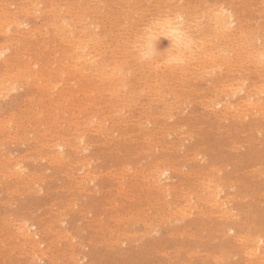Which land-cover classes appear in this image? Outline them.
<instances>
[{"label": "rangeland", "instance_id": "rangeland-1", "mask_svg": "<svg viewBox=\"0 0 264 264\" xmlns=\"http://www.w3.org/2000/svg\"><path fill=\"white\" fill-rule=\"evenodd\" d=\"M34 1L0 0V264H264V109L249 110L250 113L246 116L238 111H231L226 113V116L223 114L225 103L214 108L208 107L211 101H221V103L223 99L226 101L228 93H231L228 89L230 85L237 88L241 83L240 85L246 89L250 87L251 89L248 90L251 91L263 83L264 69L256 63L255 58L248 61L251 56L246 53L250 48L263 49L264 0ZM174 4L179 6L182 4L183 11L188 12L187 17L181 9L183 6L180 7V12L182 11L180 13L177 12L179 6L173 7ZM215 5L218 7L224 5L234 12L233 17L236 18L234 21H237L235 23L237 26L234 25L235 27L232 28L237 32L233 30L236 36L235 33L228 36L234 43L228 42L231 41L228 37L217 36L213 24H209L212 19L209 20L208 17L217 8ZM85 6H90L91 10ZM167 6L170 8L168 9ZM192 8L196 10L193 13H191ZM213 8V11L210 10ZM81 9H85L82 10L85 11V15L78 13H83ZM167 11L172 12H169L172 17H178L177 21L181 18V20L188 19V22L180 23L183 25L189 23L188 27L191 28L189 29H194L192 31L197 36L199 32H201L199 35L208 32L207 39L212 38L216 45H221L226 40L228 45L232 46L228 47L225 41L222 47L230 49L229 60L234 64L230 61L228 63H231L233 68L238 64L236 68L232 69L228 65L226 67L227 62H225L226 64L222 66L217 65L218 68L216 67L213 72L210 67L203 70V67L199 66L200 63H197L198 65L191 63L193 65L188 66L189 71L178 70L180 73L176 71L179 74L174 72V75L163 65L155 69L152 66L151 69L150 65L146 67L148 65L146 62L145 64L138 62L139 59L131 55L135 53L133 56H136L132 48L134 36L144 33L145 28L148 29L161 15L168 14ZM73 12L79 14L78 17ZM203 13L205 17L201 18ZM180 14L186 18L179 17ZM13 20L14 23L10 22ZM197 20L201 23L208 21L202 24L205 25L203 27ZM190 21L195 24L194 27ZM86 25L88 27H85ZM248 26L252 27L251 30L256 28L258 34L263 32L262 35L260 34L261 37ZM80 27L83 30H80ZM199 27H203L205 31L204 29L199 31ZM208 28L211 29L210 32ZM242 28L246 34L249 30L250 33H254L252 37L254 35L257 41L253 39L252 42L251 34H248L250 36L247 35L245 40L246 34ZM257 29L261 30L260 33ZM80 31H83L84 38ZM84 33L87 35H83ZM88 35H90L89 39H87ZM70 36L81 40V44L89 41L85 43L83 50L94 49L97 56L99 55L96 57L98 61L95 64L85 63L86 66L81 63L82 67H80L77 63L79 59L76 57L80 52H76L79 50H75L73 43L70 42ZM242 38L245 43L241 45ZM220 39L223 41L221 42ZM238 39L240 43L239 41L236 43ZM247 39L252 43L249 40L250 44L246 43ZM258 42H261V45ZM254 43L259 47L254 46ZM160 44L163 48L167 47L168 40L162 37ZM251 44L255 48L251 47ZM237 46L243 50L236 48ZM101 49L105 50L104 54ZM72 50L75 53H72ZM236 50L243 51L242 54L239 53L241 56ZM117 55L119 57H116ZM124 55L130 56L128 57L130 59L125 58L126 63L123 61ZM112 56L117 63L124 62L122 68L117 67L120 68L119 70L125 67L127 69V73L124 72L125 70L121 72L117 69L115 89L107 80L116 63ZM238 56L241 59L236 58ZM100 57L103 58L99 60ZM120 57L123 59L121 60ZM242 58L245 60L243 61ZM133 59L136 61L135 67ZM233 59L237 62H233ZM99 61L105 62V66ZM107 62L111 63V68L108 64L106 66ZM254 63L256 65H253ZM141 65H144L142 67L145 71L140 67ZM241 66L248 70H243ZM99 68L105 70L100 71ZM198 68L202 70L201 74ZM61 69L64 73L62 75ZM104 75L105 79L102 78ZM156 75L163 77L161 79L163 83L159 80L160 76H157L160 84L154 82L157 79ZM119 76L123 82L118 80ZM233 78L236 81H233ZM238 78H240L239 82ZM259 80L263 81L260 83ZM244 81H247L245 85ZM223 82L228 84L223 86L221 84ZM255 83L257 86L254 85ZM158 86L165 88L161 90ZM220 87L222 89H219ZM117 88L122 90L119 91ZM128 89H131L129 93ZM157 89L160 91H155ZM154 91L157 95L152 93ZM242 99V94L239 93L230 101L233 105L240 106ZM148 106H151L150 109ZM215 113H218L219 117ZM98 120H104L105 124L104 121ZM102 123L105 128L102 127ZM59 143H65L63 150H58ZM155 166L158 168L156 169ZM161 167L170 168L169 177L161 180V184L171 190L170 195L165 191L162 192V188L153 182L156 172L162 170ZM196 182L203 188H200ZM210 183L222 189L223 199L227 200L228 197L226 208H229L227 209L229 216L222 215L221 211L213 209L206 203L207 187ZM188 194L194 197L192 203L195 201L197 205L195 208L199 210L194 209L183 217L174 208L182 206L186 202L185 198L189 197ZM237 214L238 216H235ZM23 222L30 225L31 233L38 232L39 236L33 239L32 243L18 233L19 225ZM246 235L249 236L250 242L247 241L248 239L242 242L244 240L242 237L247 238ZM258 235L263 244L261 251L256 254L257 257H254L255 255L250 254L254 249L252 245L260 239ZM39 241H43V246L40 245L42 252L38 249V245L33 247L39 251L36 252V256L32 253L31 244L36 245Z\"/></svg>", "mask_w": 264, "mask_h": 264}, {"label": "bare ground", "instance_id": "bare-ground-1", "mask_svg": "<svg viewBox=\"0 0 264 264\" xmlns=\"http://www.w3.org/2000/svg\"><path fill=\"white\" fill-rule=\"evenodd\" d=\"M36 1V0H35ZM34 1V2H35ZM66 1V0H65ZM68 1V0H67ZM77 1V0H76ZM75 1V2H76ZM85 1V0H84ZM99 1V0H98ZM166 1V0H165ZM171 1V0H170ZM82 2V1H81ZM112 2V1H111ZM156 2V1H155ZM168 2V1H167ZM173 2H174V0H173ZM8 3V2H7ZM72 3V2H71ZM77 3V2H76ZM110 3V2H109ZM121 3V2H120ZM166 3V2H165ZM182 3V2H181ZM32 4H33V2H32ZM39 4V3H38ZM85 4H86V2H85ZM164 4V3H163ZM169 4H170V2H169ZM175 4H177V3H175ZM174 4V6L173 7H175V6H179V5H175ZM59 5V4H58ZM73 5V4H72ZM96 5V4H95ZM94 5V6H95ZM128 5V4H127ZM184 5H186V4H184ZM195 5V4H194ZM197 5V4H196ZM220 5H222V4H220ZM219 5V7L217 6V5H215L217 8L214 10V8L213 9H210V10H214L213 12H212V14H210V16L208 17V15H206L208 18H209V20L210 19H212V21H209V24L210 23H212L213 24V27H214V31L217 33V36H220L221 38H226V37H228L231 33H235V32H233V26L235 25V23L237 22V21H234V19H236V18H234L233 17V13L234 12H232V10H230L229 8H226V6H220ZM237 5V4H236ZM67 6V5H66ZM97 6V5H96ZM104 6V5H103ZM169 6H171V5H169ZM169 6H167V8L169 7ZM183 5L182 4H180V6H179V11L177 10V12H180V10L182 9V11L184 10V6H183V8H181L180 9V7H182ZM189 6V5H188ZM214 6V5H213ZM255 6V5H254ZM59 7V6H58ZM86 7V6H85ZM87 7H89V10H91L90 9V6H87ZM86 7V8H87ZM187 7V6H186ZM192 7V6H191ZM210 7V6H209ZM2 8V7H1ZM26 8H27V5H26ZM29 8V7H28ZM27 8V9H28ZM46 8V7H45ZM49 8V7H48ZM51 8V7H50ZM130 8V7H129ZM161 8H162V6H161ZM170 8V7H169ZM168 8V9H169ZM172 8V7H171ZM193 8H194V6H193ZM193 8H192V11H191V13H193V11H196L197 10V8H196V6H195V8H196V10H193ZM212 8V7H211ZM76 9H78V8H76ZM88 9V8H87ZM144 9V8H143ZM165 10H166V7L164 8ZM167 9V10H168ZM174 9V8H173ZM186 9V8H185ZM191 9V8H190ZM190 9H188L189 11H190ZM209 9V8H208ZM78 10H80V7H79V9ZM82 10H85V9H81V11ZM102 10V9H101ZM160 10V9H159ZM162 10V9H161ZM171 10V9H170ZM176 10H174L175 12H176ZM187 10V9H186ZM185 10V11H186ZM209 10V11H210ZM41 11V10H40ZM88 10H86V12H87ZM95 11V10H94ZM110 11V10H109ZM163 11V10H162ZM172 11V10H171ZM171 11H169V12H171ZM182 11L180 12V13H182ZM199 11V10H198ZM207 11V14H208V10H206ZM263 11V10H262ZM5 12V11H4ZM77 12V11H76ZM76 12H73V13H76ZM83 12V11H82ZM85 12V11H84ZM84 12L83 13H80V12H78L79 14H84ZM142 12V11H141ZM161 12V11H160ZM159 12V13H160ZM163 12H165V11H163ZM163 12H161L162 14H164ZM168 12V11H167ZM169 12H168V14H165V15H161V17L160 18H157L156 20V22L154 21V23H152L151 21V26H149V28L148 29H146L145 28V32L144 33H141V32H143V31H141L140 33L141 34H139V36H134V39H133V41H134V43H133V46H132V48H133V50H135V52H136V56H133V54H135V53H133V54H131L132 55V57H135V58H137V59H139L138 60V62H142L141 64H143L144 62H146L147 64V68H148V66L150 65L151 66V69H152V66H153V68L155 69V67H160L161 65H163L164 67H166L169 71H171L173 74H174V72H176V71H182V72H184V71H186L187 72V69H188V71H189V65L191 64V63H194V65L196 64V65H198L199 63V66L201 65L202 67V69L204 70L205 68H207V67H210L211 69H213L212 71L213 72H215L214 70L216 69V67L218 68V66H222L223 64H226L225 62H227V64H226V67H227V65L228 66H231L232 64H234V63H232L229 59H230V54L229 53H231V51H230V49H228V47H231V46H229L228 44V42H232L233 40L230 38V37H228V38H230L231 39V41H226V43H227V45H228V47H226V48H223V47H225V46H223L222 47V44L224 43L225 44V41H223V40H221L220 39V41L222 42L223 41V43H221V45L219 44V45H216V43H215V41H213L212 40V38H211V40H209V39H207V33L206 34H204L203 33V35H199V33H201V32H199L198 33V36H197V34H195V32L194 31H192V30H194V29H192V30H190L191 28L190 27H188V24H184L183 25V21H187L188 19H185L186 17H187V15H186V13H188V12H184L185 13V15H186V17L184 16V15H182L181 16V14H180V16L179 17H185L184 19L185 20H179V21H177V18L176 17H172L171 15V13L169 14ZM174 12V13H175ZM177 12H176V14H177ZM201 12H202V10H201ZM204 12V11H203ZM107 13V12H106ZM121 13V12H120ZM205 13V12H204ZM203 13V15H201V18L202 17H205V14ZM77 14V13H76ZM79 14H77V16L76 17H78V15ZM86 14V13H85ZM84 14V15H85ZM98 14V13H97ZM96 14V15H97ZM142 14V13H141ZM190 14V13H189ZM194 14H196V12L194 13ZM200 13L198 12V15H199ZM142 16V15H141ZM158 16V15H157ZM160 16V15H159ZM174 16V15H173ZM178 16V15H177ZM195 16V15H194ZM197 16V15H196ZM82 18L84 17L83 15L81 16ZM92 17V16H91ZM127 17V16H126ZM155 17V16H154ZM188 17H192V16H188ZM199 17V16H198ZM237 17V16H236ZM263 17V16H262ZM50 18V17H49ZM128 18V17H127ZM200 18V17H199ZM14 19V18H13ZM53 19V18H52ZM76 20H78L77 18H75ZM75 19H72V20H74L75 21ZM155 19V18H154ZM190 19H193V18H190ZM238 19V18H237ZM263 19V18H262ZM23 20V19H22ZM82 21L84 20V19H81ZM91 20H93V19H91ZM126 20V19H125ZM203 20H204V18H203ZM239 20V19H238ZM20 21V20H19ZM73 21V22H74ZM90 21V20H89ZM183 22V23H180V22ZM198 21H200V20H197V22ZM205 21V20H204ZM208 21V20H207ZM207 21L206 22H202L201 23V21H200V26H203L202 24H205V23H207ZM234 21V22H233ZM245 21V20H244ZM10 22H13L14 23V20L13 21H10ZM71 22V21H70ZM76 22H78V21H76ZM80 22V21H79ZM93 22V21H92ZM95 22V21H94ZM103 22V21H102ZM125 22V21H124ZM188 22V21H187ZM186 22V23H187ZM195 22V21H194ZM193 22V23H194ZM9 23V22H8ZM18 23V22H17ZM239 23V22H238ZM242 23H243V20H242ZM16 24V23H15ZM19 24V23H18ZM70 24H72V22L70 23ZM90 24V23H89ZM92 24V23H91ZM90 24V25H91ZM190 24H192V22L190 21ZM196 24H198V23H196ZM244 24V23H243ZM6 25V24H5ZM9 25H10V23H9ZM79 25V24H78ZM96 25V24H95ZM132 25V24H131ZM149 25V24H148ZM193 25H195V24H192V27H194ZM211 25V24H210ZM246 25V24H245ZM2 26V25H1ZM20 26H21V24H20ZM27 26V25H26ZM47 26V25H46ZM57 26V25H56ZM73 26H74V24H73ZM100 26V25H99ZM98 25H97V27H99ZM121 26V25H120ZM119 26V27H120ZM186 26V27H185ZM197 26H199V25H197ZM205 26V25H204ZM203 26V27H204ZM235 26H237V25H235ZM234 26V27H235ZM240 26V25H239ZM257 26V25H256ZM85 27H88L87 25L85 26ZM85 27H83L84 29H85ZM112 27V26H111ZM122 27V26H121ZM134 27V26H133ZM148 27V26H147ZM200 28L199 27V31H201V30H203L204 28ZM207 27H209V26H207ZM241 27H243V26H241ZM249 28H250V30H251V28L252 27H250V26H248ZM64 28V27H63ZM73 27H71V29H72ZM190 28V29H189ZM198 28V27H197ZM206 28V27H205ZM212 28V27H211ZM238 28V27H237ZM31 29V28H30ZM56 29V28H55ZM74 29H76V28H74ZM116 29V28H115ZM196 29V28H195ZM209 29V28H208ZM245 29H247V28H245ZM260 29V28H259ZM259 29H257L258 30V32L259 31H261V30H259ZM262 29V28H261ZM58 30H60V29H58ZM80 30H83V29H81V27H80ZM210 30L211 29H209V32H210ZM242 30H244L243 28H242ZM250 30H249V32H247L248 34H251V37L250 38H252V42H253V39L255 38V36L253 35V37H252V34H254V33H250ZM253 30V32H256V28H255V30H254V28L252 29ZM251 30V31H252ZM263 30V29H262ZM9 31V30H8ZM31 31V30H30ZM29 31V32H30ZM41 31V30H40ZM62 31V30H61ZM68 31V30H67ZM66 31V32H67ZM87 31H88V29H87ZM105 31V30H104ZM196 31V30H195ZM203 31H205V29L203 30ZM202 31V32H203ZM214 31H212V32H214ZM234 31H236V30H234ZM240 31V29H238V32ZM245 31V30H244ZM244 31H243V33H244ZM69 32H70V30H69ZM81 33V36H82V33H83V31H80ZM136 31H134V34H136L135 33ZM237 32V31H236ZM21 33V32H20ZM27 33H28V31H27ZM32 33V32H31ZM60 33V32H59ZM63 33V32H62ZM72 33V32H71ZM95 33V32H94ZM94 33H92V34H94ZM123 33V32H122ZM132 33V32H131ZM257 33V32H256ZM255 33V34H256ZM260 33V32H259ZM262 33L263 32H261L260 34L262 35ZM54 34V33H53ZM65 35H66V33H64ZM78 34V33H77ZM79 34V35H80ZM92 34H91V36H92ZM95 34H97V33H95ZM95 34L93 35V36H95ZM121 34V33H120ZM130 34V33H129ZM128 34V35H129ZM239 34V33H238ZM237 34V35H238ZM245 34H246V31H245ZM248 34H246V37L244 38L245 40H246V38H247V35ZM258 34V33H257ZM260 34H258V35H260ZM264 34V33H263ZM23 35V34H22ZM27 35V34H26ZM83 35H87L86 33H84ZM111 35V34H110ZM131 35H133V34H131ZM130 35V36H131ZM137 35H138V33H137ZM211 35V34H210ZM241 35V34H240ZM258 35H256V36H258ZM261 35H260V37H261ZM55 36V35H54ZM68 36V35H67ZM89 36L90 35H88V38L87 39H89ZM96 36H98V35H96ZM212 36V35H211ZM215 36V35H214ZM231 36H233V34L231 35ZM234 36H236V33H235V35ZM245 36V35H244ZM248 36H250V35H248ZM264 36V35H263ZM71 37V36H70ZM83 38H84V36H82ZM107 37V36H106ZM105 37V38H106ZM120 37H121V35H120ZM126 37H127V35H126ZM162 37H164V38H166L167 40H168V46L167 47H161L160 45V40L162 39ZM213 37V36H212ZM243 37V36H242ZM259 37V36H258ZM258 37H256V39H258ZM59 38H61V37H59ZM68 38V37H67ZM72 38V37H71ZM71 38H69L71 41L70 42H72L73 43V46H74V48H75V50H79V51H76V52H80V54H79V56H76V57H78L77 59H79L78 61H77V63H79V65L81 64V63H83L84 65H85V63L86 64H89V63H93V64H95V62L96 61H98V59L96 58V57H99V55L97 56V52L94 50V49H91V50H83V48H84V46L86 45L85 43H87V42H89V41H87V42H85L84 44H81L82 42H81V40H79V39H75V37H74V39L72 40ZM78 38H80L79 36H78ZM82 38V39H83ZM95 38V37H94ZM127 38H130V37H127ZM131 38H132V36H131ZM214 38V37H213ZM215 38H216V36H215ZM219 37H217V39H218ZM227 38V39H228ZM234 38V37H233ZM240 38V37H239ZM249 38V37H248ZM263 38V37H262ZM39 39V38H38ZM97 39V38H96ZM100 39V38H99ZM98 39V40H99ZM120 39V38H119ZM124 39V38H123ZM122 39V41H124ZM216 39V40H217ZM235 39H236V37H235ZM234 39V40H235ZM243 39V38H242ZM241 39V40H242ZM244 39H243V41L241 42V45H242V43L244 42ZM48 40V39H47ZM62 40V39H61ZM67 40V39H66ZM86 40V39H85ZM84 40V41H85ZM131 40V39H130ZM130 40H128V41H130ZM219 40V39H218ZM218 40L216 41V42H218ZM248 40L249 39H247V42L246 43H249L250 42V40H249V42H248ZM255 40V39H254ZM259 40H261V39H259ZM258 40V41H259ZM6 41V40H5ZM55 41V40H54ZM83 41V40H82ZM91 41H93V38H92V40ZM91 41H90V44H91ZM121 41V42H122ZM126 41V40H125ZM128 41H126V42H128ZM213 41V42H212ZM238 41H239V39L237 40V42L236 43H238ZM255 41H257V40H255ZM62 42H64V41H62ZM66 42H68L69 43V41L67 40ZM65 42V43H66ZM98 42V41H97ZM97 42H95V43H97ZM132 42V41H131ZM252 42H250V43H252ZM262 42V41H261ZM261 42H258L259 43V45H261L260 43ZM3 43V42H2ZM14 43V42H13ZM68 43H66V44H68ZM95 43H93V44H95ZM100 43L102 44V42L100 41ZM219 43V42H218ZM232 43H234V42H232ZM231 43V44H232ZM239 43H240V41H239ZM245 43V42H244ZM243 43V44H244ZM249 43V44H250ZM121 44V43H120ZM124 44H126V43H124ZM129 44V43H128ZM132 44V43H131ZM223 44V45H224ZM249 44H247L248 46H249ZM262 44H264V43H262ZM72 45V44H71ZM70 45V46H71ZM96 45V44H95ZM135 45V46H134ZM226 45V46H227ZM234 45V44H233ZM237 45V44H236ZM246 45V44H245ZM254 46L256 45H258V44H256V43H254L253 44ZM252 44H251V47L253 46ZM72 46V47H73ZM90 46V45H89ZM88 46V47H89ZM98 46V45H97ZM96 46V47H97ZM100 46V45H99ZM112 46V45H111ZM119 46V45H118ZM117 46V47H118ZM122 46V45H121ZM125 46H127V45H125ZM125 46H123V48L125 49ZM253 46V47H254ZM47 47V46H46ZM92 47V46H91ZM93 47H95V46H93ZM243 47V46H242ZM245 47V49H246V46H244ZM259 46H257V48H258ZM261 47V46H260ZM7 48V47H6ZM5 48V49H6ZM53 48V47H52ZM73 48V49H74ZM99 48H101V46L99 47ZM98 48V49H99ZM113 48V47H112ZM121 48V47H120ZM126 48H128V47H126ZM131 48V49H132ZM135 48V49H134ZM235 48V47H234ZM236 48H238V49H241V48H239L238 46L236 47ZM248 48H250V47H248ZM255 48V47H254ZM72 49V48H71ZM86 49H88V48H86ZM90 49V48H89ZM97 49V50H98ZM117 49V48H116ZM122 49V48H121ZM123 49V50H124ZM130 49V50H131ZM101 50H103V49H101ZM114 50H115V48H114ZM114 50H113V52H114ZM122 50V51H123ZM130 50H127V51H130ZM233 51V53H234V49H232ZM241 50H243V49H241ZM241 50H239V51H241ZM247 50V49H246ZM245 50V51H246ZM104 51L105 50H103V54H104ZM121 51V50H120ZM121 51V52H122ZM126 51V52H127ZM237 52H238V50H236ZM244 51V52H245ZM4 52V51H3ZM69 52V51H68ZM72 53H75V51H71ZM98 52H100V49H99V51ZM116 52V51H115ZM114 52V54H116ZM133 52V51H132ZM131 52V53H132ZM236 52V53H237ZM243 52V51H242ZM242 52H238V54L239 53H241L242 54ZM249 52V53H248ZM246 54L248 55L249 54V56H251V59H248V61H250V60H252V58H255V60H256V63H259L260 64V66H261V68H263L264 69V46H263V49H251L250 48V51H248ZM18 53V52H17ZM20 53V52H19ZM124 53H125V51H124ZM232 53V54H233ZM1 54V53H0ZM78 54V53H77ZM99 54V53H98ZM102 54V53H101ZM112 54V53H111ZM118 54H120L119 52H118ZM126 54H128V53H126ZM143 54H147V58H144V55ZM231 54V55H232ZM237 54V55H238ZM14 55V54H13ZM75 55V54H74ZM129 55H130V53H129ZM240 55V54H239ZM68 56V55H67ZM120 56H123V55H120ZM235 56V55H234ZM241 56V55H240ZM240 56H238V57H236V58H239ZM61 57V56H60ZM73 57V56H72ZM112 57H114V56H112ZM116 57H119L118 55L116 56ZM127 57V55H124V59L123 58H121V60L123 59V61L125 60V58ZM128 57H130V56H128ZM127 57V58H128ZM233 57V56H232ZM70 58V57H69ZM74 58V57H73ZM103 58V57H102ZM101 57L99 58V60L100 59H102ZM126 58V59H127ZM247 58V57H246ZM249 58V57H248ZM113 59H115V57L113 58ZM128 59H130V58H128ZM136 59V60H137ZM219 59H220V61H219ZM232 59V58H231ZM239 59H241V58H239ZM245 60V58H242V60ZM65 60V59H64ZM118 60H119V58H118ZM132 60V59H131ZM135 59H133V62L135 63L136 61H134ZM222 60V61H221ZM243 60V61H244ZM7 61V60H6ZM106 61V60H105ZM116 63H115V65H114V63H113V61H111V63H113V65H114V67L111 69V70H113L112 71V73L107 77V80H109L108 82H111V85H113V86H111V87H113L114 89L116 88L115 86H114V80H115V75L117 74V69L119 70L120 68H122L121 66L123 65L124 66V62L126 63V61H121V62H119V63H117V61H116V59L114 60ZM191 61V62H190ZM218 61L220 62V63H218ZM231 62V63H228V62ZM235 61V59H233V62ZM35 62V61H34ZM73 62V61H72ZM102 62L103 61H101V63H100V61H99V63L100 64H102ZM235 62H237V61H235ZM253 62V61H252ZM8 63V62H7ZM15 63V62H14ZM75 63H76V61H75ZM104 63L105 62H103V64L102 65H104ZM110 63V64H111ZM127 63H129V61L127 60ZM132 63V62H131ZM198 63V64H197ZM202 63V64H201ZM256 63H254L253 65H256ZM54 64V63H53ZM61 64V63H60ZM107 64H108V62L106 63V66H107ZM110 64H108L109 65V68H111L110 67ZM139 64V63H138ZM145 64V63H144ZM231 64V65H230ZM8 65V64H7ZM25 65V64H24ZM70 65H72V64H70ZM74 65H76V64H74ZM84 65H83V67H84ZM135 65H136V63L134 64V67H135ZM140 65V64H139ZM191 65H193V64H191ZM190 65V66H191ZM218 65V66H217ZM236 65V64H235ZM238 65V64H237ZM236 65V66H237ZM242 65V64H241ZM244 65V64H243ZM242 65V66H243ZM40 66V65H39ZM66 66V65H65ZM73 66V65H72ZM71 66V67H72ZM77 66V65H76ZM86 66V65H85ZM101 66V65H100ZM105 66V65H104ZM118 66H120V68H117ZM125 66H126V64H125ZM144 67V65H141L140 67L141 68H143ZM162 66V67H163ZM236 66H235V68H236ZM241 66V67H242ZM259 65H257V67H258ZM259 66V67H260ZM66 67H68V66H66ZM74 67V66H73ZM80 67H82L81 65H80ZM80 67H78V68H80ZM97 67V66H96ZM95 67V68H96ZM102 67V66H101ZM132 67V66H131ZM194 67V66H193ZM192 67V68H193ZM196 67V66H195ZM198 67V66H197ZM224 67H225V65H224ZM232 67V66H231ZM234 67V66H233ZM232 67V69H235V68H233ZM238 67H240V66H238ZM238 67H237V69H238ZM246 67V66H245ZM247 67H248V64H247ZM12 68V67H11ZM39 68V67H38ZM78 68H76V69H78ZM105 68V67H104ZM104 68H101V69H104ZM126 68V67H125ZM125 68H123L122 70H125L124 72H126L127 71V69H125ZM150 68V67H149ZM222 68V67H221ZM230 68V67H229ZM242 68H244V67H242ZM250 68V67H249ZM73 69V68H72ZM80 69H82V68H80ZM79 69V70H80ZM89 69V68H88ZM101 69L99 68V70L101 71ZM138 69L140 70V68L138 67ZM153 69V70H154ZM159 69V68H158ZM167 69H166V72H167ZM209 69V68H208ZM225 69V68H224ZM240 69V68H239ZM75 70V69H74ZM83 70V69H82ZM84 70H86V69H84ZM105 70V69H104ZM110 70V69H109ZM110 70V71H111ZM122 70H119V71H121V72H123ZM143 70L145 71V68H143ZM157 70V69H156ZM155 70V71H156ZM197 70H199V68L197 69ZM229 70H231V69H229ZM243 70H245V68L243 69ZM246 70H248V69H246ZM245 70V71H246ZM61 71H62V73H60L61 75L62 74H64L63 73V70L61 69ZM68 71V70H67ZM143 71V72H144ZM178 71V72H179ZM193 71H194V69H193ZM200 71H202L201 69L199 70V73L201 74L202 72H200ZM207 71V70H206ZM260 71V70H259ZM258 70H257V72H259ZM22 72V71H21ZM66 72V71H65ZM71 72V71H70ZM84 72V71H83ZM95 72H96V70H95ZM99 72V71H98ZM104 71H102V73H103ZM107 73H108V69H107V71H106ZM121 72H119V73H121ZM161 72V71H160ZM178 72H176V73H178ZM196 72V71H195ZM209 72H210V69H209ZM221 72H222V69H221ZM237 72V71H236ZM27 73V72H26ZM37 73V72H36ZM75 73V72H74ZM101 73V74H102ZM107 73H105V75L107 74ZM110 73V72H109ZM127 73V72H126ZM126 73H123V74H126ZM140 73H142V72H140ZM145 73V72H144ZM156 73H157V71H156ZM162 73V72H161ZM171 73V74H172ZM180 73V72H179ZM178 73V74H179ZM190 73H192V71H190ZM207 73V72H206ZM211 73V72H210ZM231 73V72H230ZM243 73V72H242ZM261 72H259V74H260ZM71 74V73H70ZM82 74V73H81ZM104 74V73H103ZM102 74V75H103ZM132 74V73H131ZM146 74V73H145ZM158 74V73H157ZM182 74L183 73H181L180 74V76H182ZM185 74V73H184ZM195 74V73H194ZM196 74H198V73H196ZM204 74V73H203ZM220 74V73H219ZM218 74V75H219ZM262 74V73H261ZM25 75V74H24ZM29 75V74H28ZM79 75V74H78ZM84 75H85V72H84ZM83 75V76H84ZM92 75V74H91ZM105 75L102 77V78H104L105 77ZM120 75V74H119ZM175 75V74H174ZM173 75V76H174ZM186 75H188V74H186ZM186 75H185V77H186ZM213 75V74H212ZM98 77L100 76V75H97ZM96 76V77H97ZM107 76V75H106ZM121 76V75H120ZM120 76H119V78H120ZM127 76V75H126ZM125 76V77H126ZM157 76L158 75H156L155 76V78H157ZM160 76V82L161 81H163V80H161L163 77V74H162V76L161 75H159ZM158 76V77H159ZM176 76H177V74H176ZM180 76H178V77H180ZM200 76V75H199ZM221 76V75H220ZM238 76V75H237ZM259 76V75H258ZM260 76H262V75H260ZM125 77H124V81L126 80L125 79ZM140 77V76H139ZM166 77V76H165ZM191 77V76H190ZM195 77V76H194ZM59 78V77H58ZM82 78V77H81ZM92 78V77H91ZM101 78V77H100ZM106 78V77H105ZM104 78V79H105ZM126 78H128V76L126 77ZM168 78V77H167ZM237 78V77H236ZM263 78V77H262ZM9 79V78H8ZM36 79V78H35ZM122 78H120V79H118L119 81L121 80ZM166 79V78H165ZM164 79V80H165ZM176 79V78H175ZM183 79V78H182ZM201 79V78H200ZM213 79V78H212ZM234 79V78H233ZM232 79V80H233ZM239 79L240 78H238V82H239ZM243 80H245L244 78H242ZM100 80V79H99ZM138 80V79H137ZM140 80V79H139ZM144 80H145V78H144ZM146 80H147V78H146ZM158 80V78L157 79H155L154 80V82L155 81H157ZM167 81H168V79H166ZM172 80V79H171ZM209 80V79H208ZM221 80V79H220ZM243 80H241V81H243ZM264 80V79H263ZM262 80V81H263ZM90 81V80H89ZM104 81V80H103ZM103 81H100V82H103ZM113 81V82H112ZM122 81V80H121ZM151 81V80H150ZM183 81V80H182ZM189 81V80H188ZM226 81V80H225ZM231 81V80H230ZM233 81H236V79H234ZM232 81V82H233ZM262 81H260L259 80V82L261 83ZM116 82H117V79H116ZM123 82V81H122ZM145 82V81H144ZM165 82V81H164ZM169 82H171V81H169ZM179 82H181V80L179 81ZM191 82V81H190ZM238 82H237V84H238ZM127 82H125V84H126ZM134 83H136V82H134ZM138 83H140V81L138 82ZM138 83H136V84H138ZM157 84H160L159 83V81H157L156 82ZM155 83V84H156ZM161 83H163V82H161ZM219 83V82H218ZM217 83V84H218ZM247 83V81L245 82L244 81V85ZM259 83V84H260ZM93 84V83H92ZM125 84H123V85H125ZM128 84V83H127ZM135 84V85H136ZM150 84V83H149ZM148 84V85H149ZM165 84H166V82H165ZM184 84V83H183ZM194 84V83H193ZM223 86H225V84L226 83H221ZM227 84H228V82H227ZM226 84V85H227ZM231 84H233V83H231ZM236 84V85H237ZM241 83H239L238 85H239V87H234L233 85H230V83H229V85H230V87L228 88V89H230V91L229 92H231L230 94L228 93V97H227V100L226 101H224V99H223V102L221 103V101H211L210 102V104L208 105V107L210 106V107H212V108H214V107H218V106H220V105H223V103H225L224 104V112L225 113H223V114H226V113H228V112H231V111H238V113H241V114H244L245 116L246 115H248V113H250L249 112V110H258V109H260V108H262V110L264 109V103H263V95H264V81H263V83L260 85V87H257V88H253V90H248V89H246L244 86H241L240 85ZM39 85V84H38ZM55 85V84H54ZM102 85V84H101ZM109 85H110V83H109ZM115 85H117V84H115ZM119 85V87H120V84H118ZM121 85H122V83H121ZM134 85V84H133ZM133 85H131L133 88H135ZM235 85V84H234ZM243 85V84H242ZM254 85H256V83L254 84ZM254 85H251V87L252 86H254ZM129 86V85H128ZM152 86H154V85H152ZM163 86V85H162ZM162 86H158V88H161V90L163 89V88H165V87H163L162 88ZM166 86V85H165ZM172 86V85H171ZM223 86H222V88H223ZM257 86V85H256ZM256 86H254V87H256ZM123 88H125L124 86H122ZM142 87H143V85H142ZM147 87H149V86H147ZM169 87V86H168ZM215 87V86H214ZM110 88V87H109ZM132 88V89H133ZM137 88V87H136ZM138 88H139V86H138ZM175 88V87H174ZM191 88V87H190ZM221 87L219 88V89H222ZM21 89V88H20ZM110 89H112V88H110ZM109 89V90H110ZM113 89V90H114ZM118 89V88H117ZM116 89V90H117ZM120 89V88H119ZM118 89V90H119ZM148 89V88H147ZM156 89V88H155ZM167 89V88H166ZM225 89V88H224ZM251 89V88H250ZM70 90V89H69ZM92 90V89H91ZM107 90H108V88H107ZM112 90V91H113ZM118 90H117V93H119L118 92ZM120 90H122V89H120ZM119 90V91H120ZM129 90V89H128ZM131 90V89H130ZM130 90L128 91V93L130 92ZM143 90V89H142ZM141 90V91H142ZM145 90V89H144ZM143 90V91H144ZM153 90V89H152ZM159 89H157V90H155V91H158ZM183 90H184V88H183ZM217 90V89H216ZM1 91V90H0ZM115 91V90H114ZM133 91H135V90H133ZM140 91V90H139ZM140 91V92H141ZM142 91V92H143ZM152 92V93H156V92ZM160 91V90H159ZM164 91V90H163ZM168 91V90H167ZM172 91V90H171ZM224 91V90H223ZM222 91V93H224ZM228 91V90H227ZM94 92V91H93ZM102 92V91H101ZM111 92V91H110ZM122 92V91H121ZM219 91H216V93H218ZM225 92H226V90H225ZM113 93H115V92H113ZM122 93H124V92H122ZM134 93V92H133ZM160 93V92H159ZM164 93V92H163ZM163 93H161V94H163ZM166 93V92H165ZM164 93V94H165ZM173 93V92H172ZM227 93V92H226ZM242 94V104L240 105V106H235V105H233V103H231V98L233 97L234 98V96L235 95H237V94ZM48 94V93H47ZM102 94V93H101ZM111 94V93H110ZM110 94H109V96H110ZM125 94V93H124ZM148 94H150V93H148ZM168 94V93H167ZM219 94H220V92H219ZM114 95V94H113ZM116 95H118V94H116ZM115 95V96H116ZM123 95V94H122ZM128 95V94H127ZM156 95H157V93H156ZM155 95V96H156ZM176 95H178L177 93H176ZM225 95V94H224ZM85 96V95H84ZM101 96V95H100ZM163 96V95H162ZM225 96H227V95H225ZM224 96V97H225ZM47 97V96H46ZM177 97H179V96H177ZM181 97V96H180ZM184 97V96H183ZM182 97V98H183ZM222 97V96H221ZM39 98V97H38ZM67 98V97H66ZM82 98V97H81ZM100 98V97H99ZM106 98V97H105ZM108 98V97H107ZM116 98H117V96H116ZM153 98V97H152ZM163 98V97H162ZM215 98V97H214ZM25 99V98H24ZM52 99V98H51ZM129 99V98H128ZM127 99V100H128ZM138 99V98H137ZM150 99V98H149ZM176 99V98H175ZM202 99V98H201ZM111 100V99H110ZM153 100V99H152ZM159 100V99H158ZM161 100V99H160ZM171 100V99H170ZM169 100V101H170ZM178 100V99H177ZM180 100V99H179ZM218 100H220L219 98H218ZM222 100V99H221ZM108 101V100H107ZM172 101V100H171ZM173 101H176V100H173ZM197 101V100H196ZM58 102V101H57ZM66 102V101H65ZM125 102V101H124ZM156 102H158V101H156ZM161 102V101H160ZM49 103V102H48ZM51 103V102H50ZM121 103V102H120ZM128 103V102H127ZM130 103V102H129ZM152 103H153V101H152ZM159 103V102H158ZM167 103V102H166ZM170 103V102H169ZM168 103V104H169ZM209 103V102H208ZM88 104V103H87ZM86 104V105H87ZM106 104H107V102H106ZM115 104V103H114ZM132 104V103H131ZM136 104V103H135ZM150 104V103H149ZM122 105V104H121ZM133 105H134V103H133ZM163 105V104H162ZM190 105V104H189ZM84 106V105H83ZM106 106V105H105ZM166 105H164V107H165ZM169 106V105H168ZM82 107V106H81ZM108 107V106H107ZM114 107V106H113ZM121 107V106H120ZM122 107H123V105H122ZM149 107V106H148ZM151 107V106H150ZM150 107H149V109H150ZM163 107V106H162ZM171 107H172V105H171ZM209 107V108H210ZM111 108V107H110ZM145 108V107H144ZM29 109V108H28ZM97 109V108H96ZM104 109H105V107H104ZM120 109V108H119ZM166 109V108H165ZM170 109V108H169ZM73 110V109H72ZM123 110V109H122ZM147 110V109H146ZM159 110V109H158ZM168 110V109H167ZM171 110H173V109H171ZM198 110V109H197ZM213 110V109H212ZM80 111V110H79ZM144 111V110H143ZM162 111H163V109H162ZM170 111V110H169ZM217 111V110H216ZM221 111V110H220ZM258 111H260V110H258ZM73 112V111H72ZM168 112V111H167ZM112 113V112H111ZM184 113V112H183ZM237 113V112H236ZM254 113V112H253ZM34 114V113H33ZM50 114V113H49ZM104 114V113H103ZM168 114H170L171 115V113H168ZM189 114V113H188ZM215 114H217V116L219 115L218 113H215ZM222 114V115H223ZM41 115H42V113H41ZM94 115V114H93ZM97 115V114H96ZM99 115V114H98ZM192 115V114H191ZM202 115V114H201ZM263 115V114H262ZM110 116V115H109ZM139 116V115H138ZM152 116V115H151ZM174 116V115H173ZM226 116H227V114H226ZM237 116V115H236ZM93 117H95V116H93ZM111 117V116H110ZM114 117V116H113ZM161 117V116H160ZM159 117V120L161 119ZM219 117V116H218ZM150 118V117H149ZM165 118V117H164ZM222 118V117H221ZM95 119V118H94ZM97 119V118H96ZM105 119H106V117H105ZM104 119V120H105ZM148 119V118H147ZM153 119V118H152ZM222 119H224V118H222ZM246 119V118H245ZM6 120H7V118H6ZM8 120H9V118H8ZM89 120V119H88ZM104 120H102V121H104ZM143 120V119H142ZM2 121V120H1ZM10 121V120H9ZM38 121V120H37ZM98 121H101V120H98ZM101 121V122H102ZM147 121V120H146ZM221 121V120H220ZM226 121V120H225ZM6 122V121H5ZM8 122V121H7ZM42 122V121H41ZM87 122V121H86ZM97 122V121H96ZM107 122V121H106ZM138 122H140V121H138ZM218 122V121H217ZM4 123V122H3ZM100 123V122H99ZM152 123V122H151ZM52 124V123H51ZM77 124V123H76ZM97 124V123H96ZM95 124V125H96ZM104 124H105V121H104ZM109 124V123H108ZM116 124H117V122H116ZM149 124V123H148ZM31 125V124H30ZM85 125V124H84ZM167 125V124H166ZM99 126H101V123H100V125ZM210 126V125H209ZM217 126V125H216ZM10 127V126H9ZM8 127V128H9ZM98 127V126H97ZM102 127H104L103 126V123H102ZM163 127V126H162ZM170 127V126H169ZM32 128V127H31ZM52 128V127H51ZM105 128V127H104ZM104 128H103V131H104ZM176 128V127H175ZM129 129V128H128ZM144 129V128H143ZM221 129V128H220ZM102 130V129H101ZM138 130V129H137ZM162 130V129H161ZM169 130V129H168ZM1 131V130H0ZM3 131V130H2ZM96 131H98V130H96ZM111 131V130H110ZM109 131V132H110ZM151 131V130H150ZM173 131H175V130H173ZM102 132V131H101ZM108 132V131H107ZM176 132H177V130H176ZM138 133V132H137ZM150 133V132H149ZM165 133V132H164ZM191 133V132H190ZM113 134V133H112ZM166 134V133H165ZM103 135V134H102ZM180 135V134H179ZM182 135V134H181ZM258 135V134H257ZM260 135V134H259ZM84 136V135H83ZM160 136V135H159ZM34 137V136H33ZM69 137V136H68ZM146 137V136H145ZM149 137V136H148ZM38 138V137H37ZM80 138V137H79ZM144 138V137H143ZM150 138V137H149ZM20 140V139H19ZM148 141V140H147ZM80 142H81V140H80ZM103 142V141H102ZM109 142V141H108ZM149 142V141H148ZM48 144V143H47ZM65 144V143H64ZM64 144H61V143H59V144H57V148H58V150H63L64 149ZM56 145V144H55ZM44 146V145H43ZM152 147V146H151ZM84 148V147H83ZM163 149V148H162ZM57 150V149H56ZM59 152V151H58ZM62 151H60V153H61ZM13 153V152H12ZM24 153V152H23ZM47 153V152H46ZM54 154H55V151H54ZM199 154V153H198ZM57 155H58V153H57ZM61 156H62V154H61ZM196 156V155H195ZM200 156V155H199ZM32 157V156H31ZM47 157V156H46ZM55 157V156H54ZM149 157V156H148ZM43 158V157H42ZM58 158V157H57ZM14 159V158H13ZM44 159V158H43ZM56 159V158H55ZM60 159V158H59ZM62 159V158H61ZM21 160V159H20ZM84 160V159H83ZM5 162V161H4ZM15 163V162H14ZM16 163H17V161H16ZM19 163V162H18ZM20 164V163H19ZM19 164H17V165H19ZM158 165V164H157ZM126 166H128V164L126 165ZM19 167H20V165H19ZM156 167V166H155ZM229 167V166H228ZM17 168V167H16ZM158 167H156V169H157ZM162 168V167H161ZM22 169V168H21ZM81 169H83V167L81 168ZM96 169V168H95ZM210 169V168H209ZM135 170V169H134ZM153 170V169H152ZM211 170V169H210ZM218 170V169H217ZM89 171V170H88ZM109 171V170H108ZM169 171H170V168H162V170H158L157 172L156 171H154V172H156L157 174L155 175L156 177H155V179H153L154 181V184L156 183L158 186H160V188H162L161 190H162V192L163 191H165L166 192V194L167 195H170L171 194V190L169 189V188H167L166 186H163L162 184H161V182L163 181L162 180V178H168L169 176H168V173H169ZM202 171V170H201ZM210 172V171H209ZM213 172V171H212ZM218 172H219V170H218ZM4 173V172H3ZM72 173V172H71ZM86 173V172H85ZM122 173V172H121ZM206 173V172H205ZM204 173V174H205ZM260 173H262V172H260ZM188 174V173H187ZM74 175V174H73ZM83 175V174H82ZM95 175V174H94ZM93 175V176H94ZM208 176V175H207ZM89 177V176H88ZM48 178V177H47ZM72 178V177H71ZM208 178V177H207ZM210 178H212V177H210ZM215 178V177H214ZM28 179V178H27ZM81 179V178H80ZM84 179V178H83ZM22 180V179H21ZM123 180V179H122ZM162 180V181H161ZM169 180V179H168ZM204 181V180H203ZM214 181V180H213ZM220 181V180H219ZM208 182V181H207ZM209 182H210V180H209ZM196 183H198V182H196ZM207 184V183H206ZM214 184V183H213ZM216 184H217V182H216ZM198 185H199V183H198ZM146 186V185H145ZM152 186V185H151ZM156 186V185H155ZM157 186V187H158ZM200 186V185H199ZM219 186L218 185H216L215 186V184L214 185H212L211 183H210V186H208L207 188H208V199L207 200H205L206 201V203L207 204H210L211 205V207L213 208V209H218L219 211H221V213H222V215H228V210L227 209H229V208H226V205H227V201H228V197L226 198L227 200H225V199H223L222 197H221V191H222V189L220 188H218ZM29 188V187H28ZM159 188V187H158ZM159 188V189H160ZM200 188H203V187H201L200 186ZM164 189V190H163ZM192 189H194V188H192ZM11 190V189H10ZM8 191V190H7ZM28 191V190H27ZM194 191V190H193ZM37 192H39V191H37ZM155 192H156V190H155ZM161 192V193H162ZM201 192H203L202 190H201ZM205 192V191H204ZM194 194H196V193H194ZM197 195V194H196ZM204 195V194H203ZM188 196H189V194H188ZM199 196V195H198ZM233 196V195H232ZM19 197V196H18ZM81 197V196H80ZM183 197V196H182ZM185 198V197H184ZM192 198H194L193 196H189V197H186L185 199H186V202L185 203H183V205L182 206H180V207H176V208H174V209H176L177 210V213H179L180 215H182L183 217H184V215H189V213L190 212H192V210H194V209H198V208H195V207H197V205L195 204V201H194V203H192ZM202 197H201V195H200V199H201ZM204 199H206V198H204ZM230 199V198H229ZM200 201V200H199ZM15 202H16V200H15ZM197 204H198V202H197ZM120 206V205H119ZM54 207V206H53ZM173 210V209H172ZM171 210V211H172ZM199 210V209H198ZM203 210V209H202ZM231 210V209H230ZM118 211V210H117ZM149 211V210H148ZM175 211V210H174ZM209 211H211V210H209ZM219 211H218V213H219ZM54 212V211H53ZM159 212V211H158ZM176 212V211H175ZM233 212V211H232ZM232 212H231V214H232ZM202 213H203V211H202ZM207 213V212H206ZM230 214V215H231ZM34 215V214H33ZM192 215V214H191ZM211 216V215H210ZM229 216V215H228ZM235 216H238V214L237 215H235ZM8 217V216H7ZM59 218V217H58ZM221 218V217H220ZM227 218V217H226ZM235 218H237V217H235ZM13 219V218H12ZM227 220V219H226ZM15 221V220H14ZM224 222H225V219L223 220ZM123 222V221H122ZM11 223V222H10ZM34 226V225H33ZM8 227V226H7ZM158 227V226H157ZM239 227V226H238ZM155 228V227H154ZM29 229H31L30 228V225L27 223V222H23L22 224H20L19 225V234L22 236V237H24V239L25 240H27L28 242H30V243H32V240L33 239H35V238H37L39 235H38V232H36V233H31V230H29ZM100 229V228H99ZM65 230V229H64ZM229 230V229H228ZM85 231V230H84ZM120 232V231H119ZM224 232V231H223ZM228 232V231H227ZM231 232V231H230ZM227 234V233H226ZM59 235V234H58ZM181 235V234H180ZM18 236V235H17ZM74 236V235H73ZM259 236V235H258ZM66 237V236H65ZM246 237L247 238H245V236L244 237H242V238H244V240L242 241V242H244L245 241V239H248L247 241H249L250 239H249V236H247L246 235ZM260 237V236H259ZM16 238V237H15ZM239 239V238H238ZM257 238H256V236H255V240H256ZM264 239V238H263ZM37 240H39V239H37ZM41 240V239H40ZM116 240V239H115ZM140 240V239H139ZM240 240H242V239H240ZM254 240V241H255ZM26 242V241H25ZM36 242V241H35ZM74 242V241H73ZM237 242V241H236ZM250 242V241H249ZM248 242V243H249ZM253 242V241H252ZM252 242H251V244H252ZM256 244H254V245H252L253 246V248L254 249H252V252H251V254L250 255H255L254 257H257L256 256V254H257V252H260L261 251V246H262V240H261V237H260V239H257L256 241ZM254 242V243H255ZM243 244H245V243H243ZM39 247H38V246ZM40 245H42L43 246V241H39L38 242V244H36L35 245V243L34 244H31V247L33 248V247H38V249H40V248H42V247H40ZM124 245V244H123ZM241 245V244H240ZM243 246V245H242ZM251 246V247H252ZM246 247H248V246H246ZM251 247H250V249H251ZM50 248V247H49ZM37 249V248H36ZM36 249L35 248H33L32 249V253L33 254H36V256H37V253L36 252H39V251H36ZM248 249H249V247H248ZM247 249V250H248ZM41 250V249H40ZM263 250H264V248H263ZM31 251V250H30ZM47 251H49V250H47ZM41 252H42V250H41ZM44 253H45V251H44ZM264 253V252H263ZM42 254V253H41ZM261 254V253H260ZM44 255V254H43ZM45 255H47L46 253H45ZM248 255V254H247ZM33 256H35V255H33ZM236 256V255H235ZM262 257V256H261ZM264 257V256H263ZM262 257V258H263ZM72 258V257H71ZM250 259H251V257H249ZM191 259V258H190ZM221 259V258H220ZM42 260V259H41ZM262 261H263V259H261ZM259 261H260V259H259ZM58 262V261H57ZM258 262V261H257Z\"/></svg>", "mask_w": 264, "mask_h": 264}, {"label": "clouds", "instance_id": "clouds-1", "mask_svg": "<svg viewBox=\"0 0 264 264\" xmlns=\"http://www.w3.org/2000/svg\"><path fill=\"white\" fill-rule=\"evenodd\" d=\"M144 55V58H147V54H143Z\"/></svg>", "mask_w": 264, "mask_h": 264}]
</instances>
